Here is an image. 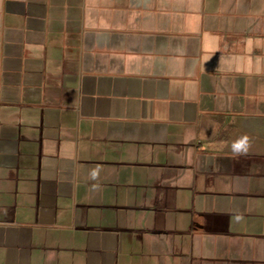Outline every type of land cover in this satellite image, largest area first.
<instances>
[{
	"label": "crops",
	"instance_id": "1",
	"mask_svg": "<svg viewBox=\"0 0 264 264\" xmlns=\"http://www.w3.org/2000/svg\"><path fill=\"white\" fill-rule=\"evenodd\" d=\"M0 264H264V0H0Z\"/></svg>",
	"mask_w": 264,
	"mask_h": 264
},
{
	"label": "clouds",
	"instance_id": "2",
	"mask_svg": "<svg viewBox=\"0 0 264 264\" xmlns=\"http://www.w3.org/2000/svg\"><path fill=\"white\" fill-rule=\"evenodd\" d=\"M251 147L250 138L247 135H243L232 142L231 148L234 156H240L246 154ZM101 168L99 166L93 168L90 171V179L96 180L99 177ZM95 187V186H94Z\"/></svg>",
	"mask_w": 264,
	"mask_h": 264
}]
</instances>
